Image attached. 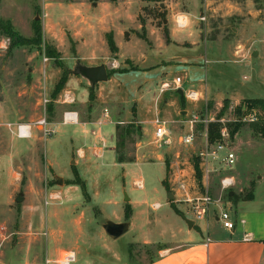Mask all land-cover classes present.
Masks as SVG:
<instances>
[{
    "label": "rangeland",
    "instance_id": "rangeland-1",
    "mask_svg": "<svg viewBox=\"0 0 264 264\" xmlns=\"http://www.w3.org/2000/svg\"><path fill=\"white\" fill-rule=\"evenodd\" d=\"M65 1L68 0H0V20L8 21L19 35L31 39L24 44L12 45L11 39L0 28V264H45V259H54L63 249L76 252V261L72 264H134L152 258L158 252V244L143 245L131 241L149 231L153 236L163 232L169 235L178 232L176 223L171 221L169 215L173 213L169 201L175 197H168V192L172 193L174 190L171 188L176 185L169 184L167 189L163 182L177 171L183 172V179H191L194 188H189L194 189L196 195L208 192L213 199H219V204L223 203V209L226 208L234 220V206L228 204L232 198H229L227 189L222 190L218 183L223 176L232 173L236 177V183L230 187L235 194L233 199L246 196L261 170L258 165L264 159V109L259 104L252 107L259 109V113L256 120L249 121L246 118L250 111L249 99L238 101L246 105L245 111L235 112L237 103H231L222 115L226 127L229 128L234 122L240 124L237 132L241 136L232 148L235 154L232 170L223 169L218 163H209L208 174H204L202 166L200 183L194 174L193 161L205 147L206 122L195 123V140L189 145L180 142L185 131H175L171 124L172 141L164 144L157 142L153 133L143 135L135 124L127 126L124 133L122 130L127 128V124H122L125 127H120L116 132L115 123L101 117L106 122L92 128L100 127L107 149L102 157L94 156L87 149L91 160L85 167L71 163L76 158L75 149L83 143V126L79 124H57L56 131L50 135H44L39 125L37 129L41 131L42 139L39 142L33 141L32 145L28 139L12 135L7 126L9 123L14 124L12 129L15 131L16 123H27L35 127L36 122L43 118L53 122L57 120L55 113L59 109L77 108L86 101L89 87L86 90L84 86L85 83H91L82 71L86 66L73 59L72 45L64 47L66 52L57 50L44 33V19L53 27L58 42L61 40L58 36L62 25L67 26L71 33L77 30L86 33L87 21L95 23L98 12L94 7L90 9L82 0L71 6ZM205 1H210V7L203 6V13L198 17L202 15L204 19L198 18L200 22L224 26L223 33L230 38L233 36V27L238 26L241 20L249 19L250 26L254 28L249 35L254 33L256 38H250L244 45L246 57L250 61L258 57L257 53L250 54L252 49L257 48L260 55H264V0ZM233 2V9L238 7L245 10H231ZM34 20L39 21L42 27L40 42L34 38ZM48 45L59 52V62L47 55ZM83 48L85 51L90 48L100 56L106 50V44H102L98 37L93 46ZM255 61L257 65H264V57ZM215 67L222 71L228 70L229 75L236 77L235 87L242 83L246 87L262 89L260 81L254 80L244 62L234 64L221 61ZM63 72L67 74V79L79 78L81 87L74 91L64 89L66 79L62 88L52 95ZM261 78L264 81V77ZM206 82L220 90L234 86L233 79L221 78L212 70L208 72ZM220 102L222 105L223 101ZM68 103L70 106H65ZM219 108L213 100H207L205 105L198 106L193 113L201 119L215 118ZM146 115L151 116V113ZM239 116L245 119L236 121ZM79 118L83 119L82 115ZM139 118H143V112ZM62 134L72 135L74 140L70 146L62 141ZM250 135L252 140L246 137ZM116 141L120 145L117 146V154L116 149L115 153L111 149L114 144L116 147ZM9 144L14 147L16 157L11 167L7 151ZM115 155L127 161L120 164ZM45 160L53 162L54 171L48 168ZM75 172L84 187L76 182L78 177ZM57 178L61 179V183L56 182ZM136 181L142 182L141 188ZM19 193L25 199L18 202L15 198ZM154 202H158L160 207L154 208ZM126 203L132 205L130 219L132 216L133 226L117 238H112L103 226L112 221L125 222ZM211 214L210 231L222 233L224 228L219 221L211 218ZM146 216L155 218L151 225H147Z\"/></svg>",
    "mask_w": 264,
    "mask_h": 264
},
{
    "label": "crops",
    "instance_id": "crops-1",
    "mask_svg": "<svg viewBox=\"0 0 264 264\" xmlns=\"http://www.w3.org/2000/svg\"><path fill=\"white\" fill-rule=\"evenodd\" d=\"M77 1L79 0H68L65 3L71 6ZM82 1L89 8L94 7L98 12L95 23L87 21L86 33L80 30L71 33L66 28L67 26L62 25L58 36L61 40L57 42L58 38L55 39L53 27L48 24L46 18L44 19V33L59 52L64 47L67 46L68 48L72 45L74 60L84 63L86 67H94L101 63L106 66V80L85 83L87 86L85 85L84 89L87 90L88 87L95 89L93 100L89 99V92L87 91L84 107L81 105L68 110L60 111L61 109H59L55 113L57 120L49 122L55 124L56 131L57 124H69L63 121V111H73L77 114V122L73 124L83 126L84 137L82 145L75 149L76 158L71 160L75 166H88L91 159L87 154V149L96 157L104 155L107 144L101 136V129L99 126L92 128V126L104 124L106 121L102 118L109 119V122L115 123L116 126L135 124L138 131H142L143 135H148L154 134L153 120L158 117L167 121V126L172 134L171 124L176 129L175 131L184 130L186 132L188 129L187 120L193 114L194 109L205 105L207 100H213L217 106L219 105L218 111L222 107L220 101L224 99H228L229 104L237 103L236 106L241 105L243 107L245 104L238 103L239 100L258 98L263 100L264 105V81L261 78L264 77V65H257L255 61L264 55H260L258 48L252 49L250 54L255 55L257 53L259 56L250 61L246 57L247 54L244 49V45L250 38H256L254 33L249 35L254 29L250 26L249 19H243L238 26H234L233 36L228 38L223 33L224 26L220 27L213 22L202 23L198 20V16L203 13V6L210 7V1L162 0L157 4L143 0ZM149 3H153V5H149ZM231 6V10L236 12L245 10L238 7L233 9L234 2ZM160 14H165V18L161 19ZM178 16H182L183 26L177 25ZM217 28H220L219 31ZM107 33H112L117 47L115 53H111L108 48ZM98 37L102 44H106V50L100 56L89 50L90 48L86 51L83 48L84 46L86 48L93 46ZM221 61H229L234 64L244 62L254 80L260 81L262 89H254V86L253 88L246 87L242 83L239 87H235L237 78L229 75L228 70L222 71L219 67H215ZM210 70L221 78L233 79L234 86L224 88V90L209 86L206 78ZM177 76L181 78L177 87L161 88L164 82L173 84V80ZM80 83L79 78L69 77L64 89L73 90L81 87ZM190 90H196L200 98L196 101L187 99L184 94ZM179 91H182V94ZM72 93L74 95V92ZM65 106L70 105L68 103ZM58 107L62 108L60 105ZM105 109L107 116L104 113ZM256 110L258 111V109ZM141 112H143L142 119L139 118ZM146 113H151V116L146 115ZM79 115H82L83 119L79 118ZM37 128H39L38 125L30 126L28 137H19L13 129L10 131L19 139H28L32 145L33 141L39 142L42 139L41 131ZM61 136L62 141L67 142L66 145L70 146L73 143L72 135L62 134ZM240 136L238 132L234 134L232 146H230L231 150L236 146ZM246 137L252 140L251 135ZM252 142L254 143V141ZM111 149L115 153V144ZM7 151L9 167H11L16 160L14 147L9 144ZM252 154L254 155V153ZM45 161L48 168L54 171L53 162ZM199 166L202 171L200 161ZM258 168L261 170L256 175V181L251 184V198L244 196L228 201V204L234 206L235 219L233 221L235 225L231 230L224 228L222 233L215 230L210 231L209 216L212 213L211 218L217 222L218 208L220 211L223 203L219 206L212 205L204 219L193 220L188 216L186 217L184 211L188 203L180 201V199L186 195L189 197L199 195H196L194 189H190L191 186L194 188V185L192 182L190 183V178L188 180L183 179L182 171L174 172L169 180L166 177L168 186L169 184L176 185V187L171 188L174 190L172 196L175 197L171 202L176 205L175 207L180 210V213L176 212L170 205L173 213H169V215L171 221L176 223L178 232H171L170 235L163 232L158 236H153L149 231L142 236L135 237L136 240L131 241V243L158 244L159 248L157 254L152 258L134 264H264V159ZM228 176L236 183V177L232 173ZM181 181L184 182V188L178 186V182ZM136 182L142 184L141 181ZM218 184L220 187V183ZM231 188H227L228 194L230 192L234 194ZM23 198L25 199V197ZM152 206L158 208L160 204L154 202ZM131 219L129 217L125 221L128 225L127 230L133 226ZM146 219L147 225H151V222L153 223L155 220V218L147 216ZM201 221L204 222L200 223Z\"/></svg>",
    "mask_w": 264,
    "mask_h": 264
},
{
    "label": "built area",
    "instance_id": "built-area-1",
    "mask_svg": "<svg viewBox=\"0 0 264 264\" xmlns=\"http://www.w3.org/2000/svg\"><path fill=\"white\" fill-rule=\"evenodd\" d=\"M199 20L204 19V17L201 15L198 17ZM176 23L178 26H183L184 21L182 16H178L176 19ZM181 82V78L179 76L175 77L173 80V84L169 82H164L161 85L162 89L167 88H175L179 85ZM185 97L189 100L196 101L200 98L198 95V92L196 90H190L186 92ZM243 111L246 110V105H243L241 107ZM250 111L247 114V119L249 121H254L258 117V112L256 109H249ZM105 116L106 109L104 110ZM242 119H245V117L242 118V116H239L236 121H241ZM63 121L65 123H75L77 122V114L73 111H66L63 113ZM210 121H217L221 124L220 127V138L215 143L209 144L206 141L205 147L200 150L197 153L198 158L200 159V163L202 166H204V174H208L209 169V163L216 162L218 163L221 168L223 169H231L232 166L235 163V154L230 149V135L228 127H226L223 122L224 118L220 117L218 119L215 118H202L199 117L198 114L193 113L191 117L187 120L188 129L185 132L183 136L180 137V142L183 144H192L195 140V132H196V126L195 123L197 122H206V124ZM155 130H154V139L159 143L164 144H170L171 143V132L167 126V121L164 119H160L158 117L154 118L153 120ZM14 124H7L8 128L11 130L12 126ZM36 125H41V130L44 133V135H50L55 132V124H51L47 122L44 118L40 119L36 122ZM16 130L14 131L17 136L19 137H28L30 135V124L27 123H16ZM12 131V130H11ZM220 187L222 190L227 189L231 186H233L234 181L233 179L225 175L223 176L220 181ZM178 186L180 188H184V182H178ZM138 187L141 188L142 184L138 183ZM180 201H185L188 203L187 208L184 211V214L186 217H190L193 220H201L206 217L208 214L210 208L212 205L219 206V199H213L208 192L205 194L195 196V197H189L184 196V198L180 199ZM222 204V203H221ZM218 221L221 223L223 228L226 229H233L235 222L230 218L229 213L227 210L222 209V206L220 208L219 214H218ZM208 240V238H207ZM76 261V253L74 250L66 249L62 250L54 259H45V264H72Z\"/></svg>",
    "mask_w": 264,
    "mask_h": 264
},
{
    "label": "trees",
    "instance_id": "trees-1",
    "mask_svg": "<svg viewBox=\"0 0 264 264\" xmlns=\"http://www.w3.org/2000/svg\"><path fill=\"white\" fill-rule=\"evenodd\" d=\"M90 1H97V0H90ZM110 1H115V0H110ZM143 1H146V2H154V3L157 4V3H160L162 0H143ZM159 16L161 17V19L165 18V14H160ZM32 27H33V32H34V38L37 41L40 42L41 39H42V27H41L39 21L34 20ZM0 28L11 39L12 45L24 44L26 42H30L31 41V39L24 38L21 35H19L12 28L11 24L8 21L3 22L2 20H0ZM106 41H107V45H108V48H109L110 52L111 53H115L117 51V47H116L115 42L113 40L112 33H107L106 34ZM46 51H47V55L48 56L54 58L55 61L59 62L58 61L59 60L58 59L59 52H57L55 50V48H53L50 45H48L47 48H46ZM59 64H61V63H59ZM66 79H67V74L65 72H63L61 78L59 79V81L55 85V89L53 90L52 95H55L57 93V91H59L60 88H62V86L64 85ZM93 98H94L93 89L90 87L89 88V99L93 100ZM248 104H249V109H251L254 106L255 107L258 106V104H259V106H261V108H264L263 100H261V99H250L248 101ZM228 107H229V100L228 99H224L223 100V103H222L221 109L215 115V119H218V118L222 117V115L228 109ZM240 110H241V105L235 107V112L236 111L237 112H240ZM258 111H259V109H258ZM239 125H240L239 122H234V123H232L229 126L228 130H229V135H230V138L231 139L234 137V134L237 132V130L239 128ZM127 126L131 127L132 124H127L126 127ZM120 127L121 128H124L125 126L117 125L116 126V132H117V130ZM220 127H221V124L219 122H217V121H210V122L207 123V125H206V138H207V142L209 144L215 143L216 141L219 140V138H220ZM230 127H232V128H230ZM126 129H128V127L127 128H124L122 130L123 133L125 132ZM262 136L264 137V129L262 131ZM117 146H120V145H117V141H116V147H115L116 154L118 153V151H117L118 150V147ZM194 159H195L193 161L194 174H195V177H196L198 183H200V179H201V169H200V166H199L198 156H196ZM116 160H117V162H120V163H123V162H126L127 161L122 156H117ZM75 175H76V178H77L78 175H77L76 172H75ZM78 179H79V177L76 179V182H78L81 187H84L82 181H79ZM163 182L165 183V185H166V187L168 189V185L166 183V180H164ZM251 192H252V188H251V191H249L246 194V197L247 198H251V196H252V194H250ZM228 196H229V198H234L235 197L234 194H232V195H229L228 194ZM170 203H171V206L175 209V211L178 212V213H180V210H178L171 201H170ZM124 213H125V219L127 220L130 217V214H131V207H130V204L129 203H126V205H125V212Z\"/></svg>",
    "mask_w": 264,
    "mask_h": 264
},
{
    "label": "water",
    "instance_id": "water-1",
    "mask_svg": "<svg viewBox=\"0 0 264 264\" xmlns=\"http://www.w3.org/2000/svg\"><path fill=\"white\" fill-rule=\"evenodd\" d=\"M82 71L84 75L91 80L92 83L104 81L107 79V71L106 67L103 64L94 66V67H83ZM180 94H182V91H179ZM57 183H61V179L57 178ZM232 195V192L229 193ZM168 197H172V193L168 192ZM22 193H19V195L15 198V201H22ZM128 200V197L125 198ZM187 223H189L187 221ZM127 223L126 222H108L103 226L104 231L112 238H117L121 234H123L127 230Z\"/></svg>",
    "mask_w": 264,
    "mask_h": 264
}]
</instances>
